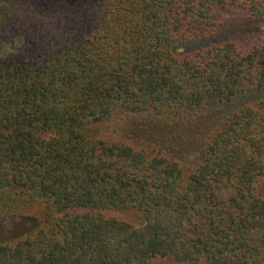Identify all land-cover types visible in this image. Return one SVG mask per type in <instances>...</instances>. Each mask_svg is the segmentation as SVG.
<instances>
[{
    "label": "trees",
    "instance_id": "16d2710c",
    "mask_svg": "<svg viewBox=\"0 0 264 264\" xmlns=\"http://www.w3.org/2000/svg\"><path fill=\"white\" fill-rule=\"evenodd\" d=\"M225 16L264 0H0V220L36 222L0 264H264V98L175 157L264 93V32L174 52ZM120 116L148 143L102 137Z\"/></svg>",
    "mask_w": 264,
    "mask_h": 264
},
{
    "label": "rangeland",
    "instance_id": "374dc122",
    "mask_svg": "<svg viewBox=\"0 0 264 264\" xmlns=\"http://www.w3.org/2000/svg\"><path fill=\"white\" fill-rule=\"evenodd\" d=\"M264 32V23L255 22L251 20H245L238 16H225L222 27L212 37L203 38L201 40H190L177 45L174 48V52L178 54H186L191 51L208 47L213 44L220 43L225 40L235 39L243 37L244 35ZM264 98V93H250L243 97L233 99L229 103L222 106H218L214 109L206 111L203 118H197L196 120H202L195 128L198 132L197 147L187 150L186 152L176 153L175 157L185 164H194L199 157L200 141L204 139L202 134L204 128L209 125L215 124L219 119L227 113L232 112L234 109L249 101H255L257 99ZM146 117H131L120 116L112 121H109L99 126L101 136L108 139H120L133 144H140V142L148 143L145 131L140 129L146 125ZM152 123V121L150 120ZM198 121L193 123L197 124ZM206 125V126H204ZM206 127V129H207ZM210 126L209 128H211ZM209 131V130H208ZM203 135V136H202ZM202 136V138H200ZM151 142V141H150ZM156 143V142H155ZM257 190L260 196H264V181L258 186ZM106 215L112 216L116 219L128 222L132 225L139 226L143 224L140 216L135 212H107ZM36 222L32 219H14V220H0V243L9 242L15 240L21 236H24L34 230ZM148 264H176L168 259H156Z\"/></svg>",
    "mask_w": 264,
    "mask_h": 264
}]
</instances>
